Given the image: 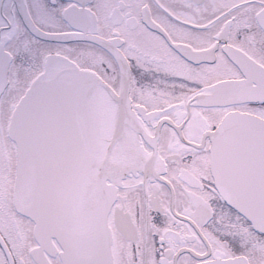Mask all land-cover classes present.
Segmentation results:
<instances>
[{"label": "snow or ice", "instance_id": "obj_1", "mask_svg": "<svg viewBox=\"0 0 264 264\" xmlns=\"http://www.w3.org/2000/svg\"><path fill=\"white\" fill-rule=\"evenodd\" d=\"M0 264H264V0H0Z\"/></svg>", "mask_w": 264, "mask_h": 264}, {"label": "flooded vegetation", "instance_id": "obj_2", "mask_svg": "<svg viewBox=\"0 0 264 264\" xmlns=\"http://www.w3.org/2000/svg\"><path fill=\"white\" fill-rule=\"evenodd\" d=\"M69 43H71V42H69Z\"/></svg>", "mask_w": 264, "mask_h": 264}]
</instances>
